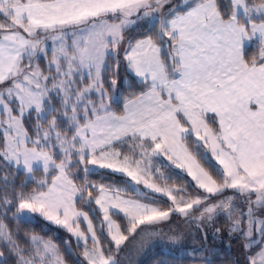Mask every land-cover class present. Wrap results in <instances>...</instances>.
I'll return each mask as SVG.
<instances>
[{
  "label": "snow or ice",
  "instance_id": "snow-or-ice-1",
  "mask_svg": "<svg viewBox=\"0 0 264 264\" xmlns=\"http://www.w3.org/2000/svg\"><path fill=\"white\" fill-rule=\"evenodd\" d=\"M174 216L264 264V0H0V264H67L8 221L120 264Z\"/></svg>",
  "mask_w": 264,
  "mask_h": 264
},
{
  "label": "trees",
  "instance_id": "trees-1",
  "mask_svg": "<svg viewBox=\"0 0 264 264\" xmlns=\"http://www.w3.org/2000/svg\"><path fill=\"white\" fill-rule=\"evenodd\" d=\"M147 33V28H141L139 31H135L136 38H139L143 34ZM253 49L250 48L249 55L252 54ZM128 80L129 85L136 87L133 79L126 72L123 74ZM128 87L122 86L121 91L123 94H127ZM138 91L139 89L136 88ZM24 176L20 175L16 183L21 184L24 181ZM92 179H98V177H92ZM32 185H29V188ZM174 218H180L174 216ZM10 227L13 229L19 228L21 240L25 233L35 232L45 238H52L61 248L64 254L67 264H74L75 256L79 254L80 249L76 248L75 242L67 232L48 226L46 222L41 219L33 220L31 223H22L17 225L15 222L8 221ZM195 228V226H193ZM219 228V235L213 237L215 229ZM195 231V242L189 243L187 245L178 247H169L167 249L163 247H157L151 250L140 262L139 264H205V258L211 262V264H236L237 260L242 258V240L237 238L236 234L229 236L228 234V223L223 217H220L214 226L206 229L207 239L204 238V233L201 231ZM71 240L72 252L68 253L65 250L64 241ZM197 250V251H193ZM203 250V251H200Z\"/></svg>",
  "mask_w": 264,
  "mask_h": 264
},
{
  "label": "rangeland",
  "instance_id": "rangeland-1",
  "mask_svg": "<svg viewBox=\"0 0 264 264\" xmlns=\"http://www.w3.org/2000/svg\"><path fill=\"white\" fill-rule=\"evenodd\" d=\"M142 24H145L146 22H141ZM142 27H137L135 31H139ZM145 28V27H143ZM124 73H126L124 66L121 65L119 70V75L117 77L118 84L117 88L120 93L122 91L120 90L122 86H129L128 80L124 77ZM41 218H36L37 221ZM43 220V219H41ZM44 221V220H43ZM46 222V221H44ZM48 226H52L58 229H61L65 231L63 228L51 224L50 222H46ZM192 226H188L184 223V221L181 218H172V221L169 224L161 225L160 227L163 229L164 234H171L170 229L172 232H179L182 235V239L178 245H171L166 241H161L158 237H147L145 234H141L139 236H136L134 239L130 238L128 242H126V246L121 251L118 259L120 261V264H139V262L153 249L157 247H163L165 249L169 247H178L183 246L184 244L187 245L189 243L195 242V228ZM66 232V231H65ZM68 234V233H67ZM69 235V234H68ZM70 236V235H69ZM71 238V237H70ZM73 239V238H71ZM74 241V239H73ZM75 242V241H74ZM243 253V252H242ZM242 260V258H241Z\"/></svg>",
  "mask_w": 264,
  "mask_h": 264
}]
</instances>
